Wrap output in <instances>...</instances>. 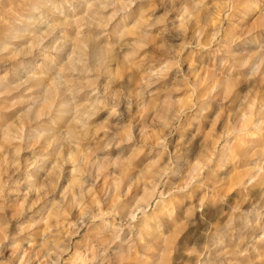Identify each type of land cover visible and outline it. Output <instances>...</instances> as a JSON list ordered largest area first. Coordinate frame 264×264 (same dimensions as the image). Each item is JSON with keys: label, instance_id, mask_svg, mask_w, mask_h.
<instances>
[{"label": "clouds", "instance_id": "9594fccd", "mask_svg": "<svg viewBox=\"0 0 264 264\" xmlns=\"http://www.w3.org/2000/svg\"><path fill=\"white\" fill-rule=\"evenodd\" d=\"M25 2L23 26L0 27V113L15 111L0 118V153L22 173L21 203L46 199L64 168L78 195L9 233L0 173V264H33L32 230L53 211L99 235L73 251L49 228L48 264H264V0ZM149 163L147 194L122 203ZM104 176L101 213L85 198Z\"/></svg>", "mask_w": 264, "mask_h": 264}, {"label": "rangeland", "instance_id": "374dc122", "mask_svg": "<svg viewBox=\"0 0 264 264\" xmlns=\"http://www.w3.org/2000/svg\"><path fill=\"white\" fill-rule=\"evenodd\" d=\"M0 16L3 17V20H0V27L4 29H7L10 24H13V26L17 27L23 26V21L21 22V25H14L13 22L17 19H20L21 17L27 16V5L25 0H10V3L8 4V10H0ZM216 20L223 22V16L220 11H218L216 14ZM5 21H8V23H5ZM214 25L215 22H213V26ZM153 54H155V52H153ZM7 63L11 65L12 63L16 62L8 61ZM4 66L5 65L0 64V68H3ZM14 114L15 111H6L0 113V118H2L4 122H7L14 117ZM99 135H103V133L100 132ZM205 138L214 143L211 133H205ZM146 156L147 150H141L139 153L133 155L132 159L128 162V166L121 167L120 172L122 173L125 180L128 176L138 174V166L144 161ZM149 167L150 163L144 166L145 174L138 175L136 187L128 192L127 197L122 201V203H129V201H131L137 193L142 196L147 194L146 190L150 189L151 187V185L148 183L150 179V173L148 172ZM113 170L114 169L110 171ZM4 171H7V176L3 177L4 180H8V178L11 177V180L9 181V191L6 195L5 201H3L4 203H6V212L4 213V215L8 217L11 222V227L8 229L9 233L15 231V226L18 222L26 221L29 218L36 219L38 218V216L43 215L47 209L48 201L52 199L53 196H55L58 200L65 198L72 200L75 199L78 195L77 190L73 187V185L75 184V180H68V169L64 168L61 171V178L58 184L49 186L51 191L46 199L38 203L36 194H32L29 196L27 201H23V203H21L23 198L18 197L16 194L15 181L19 178V175H22V173L13 175L15 170L8 164V161L5 158L4 154L0 153V173H3ZM110 182L111 181L107 179V176L101 177L99 183L97 184L96 192L90 194L85 198L86 202L95 204L96 209L101 213L108 211V207L102 202H99V193ZM115 189L116 196L118 198L120 197L123 188L120 185H116ZM29 209L31 210L29 211ZM21 212L23 213V215L19 216L18 219H11L14 215ZM77 216L78 212L76 211H73L72 213L64 212L63 216H61L58 212L53 211L52 214L48 217L46 223L32 230L33 239L36 241V244L32 246L29 255L33 261V264H40V261L36 259L37 256H39L41 259H44L45 257L44 248H38L37 245L40 244L41 235L47 232L49 228H52L53 232L61 233L62 237L70 236L72 240L73 251H75L80 246L77 242L82 240L84 232L90 231L93 237L99 235V231L95 225L92 229H85L83 232H80L79 235H77L73 231L72 227L73 223L76 221ZM25 247H27V245ZM260 248L262 249L260 255L264 256V245H261ZM10 255V251L6 250L4 252L5 258L9 257ZM52 258L55 259V256H53ZM64 260H68V257L65 256ZM44 264H48V261L46 259H44ZM61 264H63V261L61 262ZM69 264H71V261H69ZM250 264H261V261L253 260L250 262Z\"/></svg>", "mask_w": 264, "mask_h": 264}]
</instances>
